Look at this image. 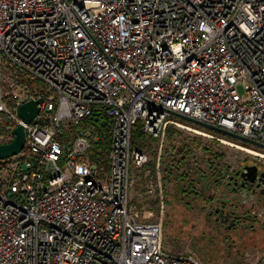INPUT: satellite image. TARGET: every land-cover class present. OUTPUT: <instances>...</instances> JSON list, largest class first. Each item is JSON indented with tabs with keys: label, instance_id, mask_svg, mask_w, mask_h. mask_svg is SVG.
<instances>
[{
	"label": "built area",
	"instance_id": "built-area-1",
	"mask_svg": "<svg viewBox=\"0 0 264 264\" xmlns=\"http://www.w3.org/2000/svg\"><path fill=\"white\" fill-rule=\"evenodd\" d=\"M165 110L264 145V0H0V144L25 135L0 160V264H199L164 253L161 221L130 206L131 168L150 162L133 129L159 141L160 217L169 128L229 143Z\"/></svg>",
	"mask_w": 264,
	"mask_h": 264
},
{
	"label": "rangeland",
	"instance_id": "rangeland-1",
	"mask_svg": "<svg viewBox=\"0 0 264 264\" xmlns=\"http://www.w3.org/2000/svg\"><path fill=\"white\" fill-rule=\"evenodd\" d=\"M103 121L101 125L103 124ZM139 126L141 127L140 122ZM175 130L196 140L192 145L190 155L185 163L181 165L187 173L191 174L190 169H192L194 163H200L201 160L209 159L216 153L222 154L220 163L222 165H228L232 169L241 160L253 161L246 151L244 152V150H239V148L235 147L240 146L246 148L250 146L244 145L233 139L232 141H228L219 136L202 131L207 135H212L216 139L229 143L228 145L218 142L217 140H210L206 136H198L195 133L187 132L185 130ZM64 134L66 137V143L70 144L73 139V128L70 127L69 129V127L65 125ZM142 144L147 146L150 162L155 164L159 141L144 136ZM167 146L168 142L167 138H165L161 159ZM208 147L210 149L209 153L203 152V150ZM171 154H176L175 157H177V159L182 158L177 155L176 151ZM165 155L168 156L169 151ZM146 170L147 167L138 171L131 168V175H134V177H132V186L129 190L130 206H136L139 210L151 212L153 214L151 218L152 221H161V249L164 253L191 254L197 259L199 264H264V218H262V222H260L259 226H256V230L244 235L239 243L235 240L226 242L227 244L232 245V248H230L229 251L228 247L222 240L212 241L199 233L202 225H200L199 222L189 214L185 206L179 199H177L175 192L172 191L169 186L164 187L166 191L164 210L162 217H160L158 205L155 203L152 204L153 200H150V197L143 192L147 183L141 182V179L147 177L148 174L146 173ZM151 199L153 198L151 197Z\"/></svg>",
	"mask_w": 264,
	"mask_h": 264
},
{
	"label": "flooded vegetation",
	"instance_id": "flooded-vegetation-1",
	"mask_svg": "<svg viewBox=\"0 0 264 264\" xmlns=\"http://www.w3.org/2000/svg\"><path fill=\"white\" fill-rule=\"evenodd\" d=\"M221 159L222 154L216 153L194 163L185 178L187 192L181 202L202 225L199 233L212 241L222 240L230 251L232 245L226 242L239 243L264 218V168L241 160L232 169L222 165Z\"/></svg>",
	"mask_w": 264,
	"mask_h": 264
},
{
	"label": "trees",
	"instance_id": "trees-1",
	"mask_svg": "<svg viewBox=\"0 0 264 264\" xmlns=\"http://www.w3.org/2000/svg\"><path fill=\"white\" fill-rule=\"evenodd\" d=\"M172 119L189 125L181 120L175 119L173 117H171ZM191 126V125H189ZM194 127V126H192ZM200 131L206 132V133H210L216 136H219L223 139H226L228 141H232V139L227 138V137H223L220 135H217L215 133H212L210 131L204 130V129H200V128H196ZM102 139H103V145L107 144V133H106V127L103 123V128H101L100 130ZM133 145L136 144V141H139L140 143L144 140V134L142 133L139 125H136L133 129ZM166 138H167V142H168V146L166 148V150H164V154L162 156L161 159V184H162V190H163V195L165 198V186H169L170 189L172 191L175 192V195L177 197V199H179L180 201L182 200L183 194L185 192H187V186L185 184V178L187 177V171L183 168V166H181L182 164L185 163L186 159L188 158V156L191 153V149H192V145L196 142L195 139L189 137V136H185L183 135L181 132L175 130L174 128H169V130L167 131L166 134ZM142 145V144H141ZM170 149V150H169ZM169 151V155L166 156L165 154ZM177 152V155L181 156L182 158L177 159V157H175V155H172V152ZM102 164L106 165V158H105V153H103L102 156ZM147 169H150L151 172L153 171L154 168V164L152 162H149L146 165ZM193 177V176H192ZM192 180V179H191ZM141 182L143 183H147L148 180L147 179H141ZM145 190V188L143 189V191Z\"/></svg>",
	"mask_w": 264,
	"mask_h": 264
},
{
	"label": "water",
	"instance_id": "water-1",
	"mask_svg": "<svg viewBox=\"0 0 264 264\" xmlns=\"http://www.w3.org/2000/svg\"><path fill=\"white\" fill-rule=\"evenodd\" d=\"M41 103V100L37 101H27L23 104H21L18 109H17V115L18 117L23 121V123H29L31 122L38 113V107L37 104ZM171 117L181 120L191 126H195L207 131H210L212 133H215L217 135L227 137L230 139H233L237 142L243 143L244 145L250 146L252 148L264 150V145L252 140H249L247 138H244L240 135L234 134L228 130H225L220 127H216L213 125H209L203 122H200L196 119L189 118L185 115L172 112L169 110H165ZM13 135L14 138L12 141L6 144H0V160L2 159H7L12 156H15L18 154L24 147V142H25V135H24V130L22 125H18L14 130H13Z\"/></svg>",
	"mask_w": 264,
	"mask_h": 264
},
{
	"label": "crops",
	"instance_id": "crops-1",
	"mask_svg": "<svg viewBox=\"0 0 264 264\" xmlns=\"http://www.w3.org/2000/svg\"><path fill=\"white\" fill-rule=\"evenodd\" d=\"M146 173H147L148 175H147V177H146L145 179H147L148 182H147V185H146V187H145V190L143 191V192H145V194H146V191H147V186H148V184L150 183V181H153L154 178H155L154 168H153V171H152V172H151L150 169H147V170H146ZM133 177H134V175H133ZM146 195H147V194H146Z\"/></svg>",
	"mask_w": 264,
	"mask_h": 264
},
{
	"label": "bare ground",
	"instance_id": "bare-ground-1",
	"mask_svg": "<svg viewBox=\"0 0 264 264\" xmlns=\"http://www.w3.org/2000/svg\"><path fill=\"white\" fill-rule=\"evenodd\" d=\"M237 148H239V149H241V150H244V151H246L247 153H251L250 150H247V149H245V148H241V147H237Z\"/></svg>",
	"mask_w": 264,
	"mask_h": 264
}]
</instances>
